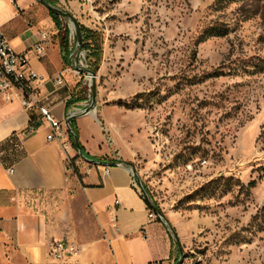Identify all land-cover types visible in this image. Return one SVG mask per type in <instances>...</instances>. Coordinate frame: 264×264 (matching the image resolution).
I'll return each instance as SVG.
<instances>
[{
	"label": "rangeland",
	"instance_id": "374dc122",
	"mask_svg": "<svg viewBox=\"0 0 264 264\" xmlns=\"http://www.w3.org/2000/svg\"><path fill=\"white\" fill-rule=\"evenodd\" d=\"M16 1L3 32L33 45L50 13ZM63 1L100 35L102 132L178 235L180 264H264V0Z\"/></svg>",
	"mask_w": 264,
	"mask_h": 264
},
{
	"label": "crops",
	"instance_id": "0c3cea01",
	"mask_svg": "<svg viewBox=\"0 0 264 264\" xmlns=\"http://www.w3.org/2000/svg\"><path fill=\"white\" fill-rule=\"evenodd\" d=\"M28 1L27 12H34L36 1ZM12 4L17 1L0 0L1 31L9 24L3 8L16 13ZM45 22L55 60L30 52L37 42L27 46L18 36L8 41L17 52L29 54L32 69L45 81L63 74L64 86L47 82L35 87L41 104L65 122L70 112L86 106L88 94L84 81L70 70L52 18L39 24ZM12 100L0 98V264H168L177 259L168 228L149 220L152 210L133 187L129 167H109L104 174V166L80 159L74 141L67 151L47 141L49 125L22 108L16 96ZM97 108L74 120L83 154L128 163L107 144L99 120L104 114ZM32 123L36 130L27 132ZM54 241L75 245L78 254L55 260L49 254Z\"/></svg>",
	"mask_w": 264,
	"mask_h": 264
},
{
	"label": "built area",
	"instance_id": "2783aa9c",
	"mask_svg": "<svg viewBox=\"0 0 264 264\" xmlns=\"http://www.w3.org/2000/svg\"><path fill=\"white\" fill-rule=\"evenodd\" d=\"M49 39V35L42 32L40 34V39L33 45L30 52L34 53L37 58H42L45 55ZM76 40L74 33L72 31L69 32V66L71 72L77 78L84 81L85 85L88 87V102L85 106L87 107L90 103L92 94V77L89 74L81 72L79 69L91 70V64L86 56V52L76 48ZM47 82H51L56 87H61L65 84L63 74L55 79H48L45 81L32 69L29 54L17 52L8 41L4 32L0 30V98L5 101H13V97L16 96L17 99H19L22 108L30 113H37L41 123H47L49 125L50 131L47 135V141L58 142L62 145L64 151H67L68 148L72 147V140L65 122L55 119L50 110L41 104L39 94L35 87L36 83L44 84ZM80 110L81 109L73 110L68 117L77 114ZM34 130H36V128L29 132H33ZM68 166L70 168L73 166L70 161L68 162ZM103 172L104 174H108L109 167L104 166ZM130 173L133 177V187L141 196H144L132 171H130ZM149 220H158L153 211L149 213ZM78 250V247L67 241H54L49 245V254L57 261L77 255Z\"/></svg>",
	"mask_w": 264,
	"mask_h": 264
},
{
	"label": "water",
	"instance_id": "95a60500",
	"mask_svg": "<svg viewBox=\"0 0 264 264\" xmlns=\"http://www.w3.org/2000/svg\"><path fill=\"white\" fill-rule=\"evenodd\" d=\"M45 9H47V11H49V13H52L53 15L56 16H61V17H68L72 24L73 27L75 29L76 32V48L81 50L82 48V31H81V26L80 23L77 21V19L72 16L70 13H67L64 9L54 6L50 3H48L46 0H37ZM81 72L89 74L92 77V83H91V90H92V94H91V99H90V103L87 107H85L84 109H81L77 114L71 115L69 116L66 121H65V125L66 128L69 132V134L71 135L78 156L80 157L81 160H83L84 162L91 164V165H98V166H105V167H114V166H127L130 168V171H132L133 176L135 177L138 185L140 186V188L142 189L143 195H144V199L146 200V202L148 203L149 207L151 208V210L156 214L157 218L168 228L172 238L176 241L178 249H179V253L181 255L180 260L176 263V264H180V262L183 260L184 258V252L182 249V245L180 243L179 237L176 234V232L174 231L172 225L167 221V219L163 216V214L161 213V211L154 206V204L151 203V201L149 200L148 194L144 188V186L141 183V180L138 176V173L136 171H134L133 167L129 164V163H124L122 161L119 162H109V161H93L92 159L88 160L86 159L87 157L83 154L82 152V148L78 139V136L76 135V133L74 132V130L71 127V122L73 120H75L76 118L80 117V116H84L86 114H89L91 112H93L96 109L97 106V93H96V78H97V73H95L92 70H84V69H79Z\"/></svg>",
	"mask_w": 264,
	"mask_h": 264
},
{
	"label": "trees",
	"instance_id": "16d2710c",
	"mask_svg": "<svg viewBox=\"0 0 264 264\" xmlns=\"http://www.w3.org/2000/svg\"><path fill=\"white\" fill-rule=\"evenodd\" d=\"M48 3L52 4V5H57V0H46ZM50 17L52 18L56 29L59 31V37H60V48L62 53L66 54L67 56L69 55L68 52V36H69V31L65 30V33L63 34V26L61 23V16H56L53 15L52 13H50ZM81 31H82V49L84 51H86L88 53V60L91 63V67L90 69L94 72H97L101 63V59H102V40L100 38V35L97 32L91 31L87 28H85L84 26H81ZM75 121L73 120L71 122V127L74 130V132L76 133V135L78 136V131L76 129L75 126ZM37 128V124L36 123H32L29 128L28 131H31L32 129ZM72 142L73 139L70 136ZM253 185V184H252ZM150 208V207H149ZM159 223H162L159 219H158Z\"/></svg>",
	"mask_w": 264,
	"mask_h": 264
}]
</instances>
